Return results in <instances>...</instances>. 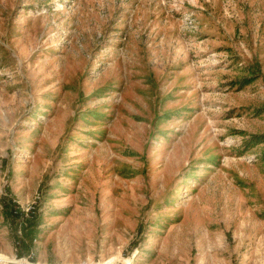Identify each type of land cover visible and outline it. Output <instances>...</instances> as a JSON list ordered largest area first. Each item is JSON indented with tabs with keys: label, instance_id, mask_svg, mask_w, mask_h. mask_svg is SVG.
<instances>
[{
	"label": "rangeland",
	"instance_id": "rangeland-1",
	"mask_svg": "<svg viewBox=\"0 0 264 264\" xmlns=\"http://www.w3.org/2000/svg\"><path fill=\"white\" fill-rule=\"evenodd\" d=\"M0 264H264V0H0Z\"/></svg>",
	"mask_w": 264,
	"mask_h": 264
},
{
	"label": "trees",
	"instance_id": "trees-1",
	"mask_svg": "<svg viewBox=\"0 0 264 264\" xmlns=\"http://www.w3.org/2000/svg\"><path fill=\"white\" fill-rule=\"evenodd\" d=\"M245 81H242V83L241 84H243Z\"/></svg>",
	"mask_w": 264,
	"mask_h": 264
}]
</instances>
